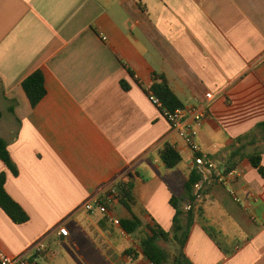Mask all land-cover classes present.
<instances>
[{"label": "crops", "instance_id": "0c3cea01", "mask_svg": "<svg viewBox=\"0 0 264 264\" xmlns=\"http://www.w3.org/2000/svg\"><path fill=\"white\" fill-rule=\"evenodd\" d=\"M37 71L46 96L32 107L23 82ZM160 75L183 107L211 94L197 141L236 174L204 192L186 256L264 264V177L250 162L261 154L264 168V0H0V138L17 171L0 159V175L28 216L16 224L0 207L6 254L46 240L33 264H151L140 238L171 231L173 197L188 211L194 161L148 96ZM171 144L182 157L172 169L160 156ZM130 177L131 210L115 198L108 213L84 209ZM133 216L135 235L114 222Z\"/></svg>", "mask_w": 264, "mask_h": 264}, {"label": "trees", "instance_id": "16d2710c", "mask_svg": "<svg viewBox=\"0 0 264 264\" xmlns=\"http://www.w3.org/2000/svg\"><path fill=\"white\" fill-rule=\"evenodd\" d=\"M23 89L31 103L32 107H36L46 96L45 79L41 71H37L29 76L23 82ZM153 94L161 101L164 108L169 111H175L183 108L178 97L171 90L165 76L160 75L154 78V84L151 87ZM264 130V123L258 126ZM164 164L172 169L178 166L182 157L178 150L167 145L160 153ZM0 159L8 166V168L17 174V171L11 161L8 152V142L0 138ZM261 154H254L250 157L252 166L257 169L264 177V168L261 165ZM200 176L197 172L192 171L189 182L186 184V195L190 202V210L185 211L178 205L179 201L176 197L171 200V205L175 210L172 229L170 232H165L160 227H149V233L144 234L140 238V250L144 257L151 264H193L186 256L184 249L188 241L189 233L192 225L197 221V216H203V207L201 201H198L194 196V186L200 181ZM6 175H0V207L16 224H24L28 221V216L24 210L8 195L5 190ZM116 190L115 199H117L126 209L131 210L136 204L134 197V181L130 177L127 180L120 182L114 186ZM209 188H206L207 191ZM204 191V192H205ZM112 191L109 192V195ZM205 197V196H204ZM203 202V200H202ZM107 207H110L107 204ZM120 225L126 234L135 235L143 227V222L140 218L133 216L131 219L120 221ZM161 242L175 243L177 250L172 253L163 248ZM132 260H137L138 254L134 250H129L126 253ZM29 264H33L32 261Z\"/></svg>", "mask_w": 264, "mask_h": 264}, {"label": "built area", "instance_id": "2783aa9c", "mask_svg": "<svg viewBox=\"0 0 264 264\" xmlns=\"http://www.w3.org/2000/svg\"><path fill=\"white\" fill-rule=\"evenodd\" d=\"M147 93L152 103L161 110L172 130L194 154L193 171L197 172L201 178L194 186V196L196 199L201 201L204 198L205 189L212 187L216 183L223 185L229 184L235 178L236 174L234 172L227 173L220 171L217 165L205 155L197 141L198 131L209 116L208 101L211 99V94L206 95L207 102L201 106L183 107L175 111H169L164 108L161 101L153 94L151 88ZM170 146L178 150L176 144H171ZM111 191L112 194L108 196L107 201L103 202L98 196L90 198L85 203L84 209L87 211L98 209L101 213H108L107 204L117 194L115 188ZM188 210H190V207H188ZM114 222L120 225L119 221ZM57 234L61 237H68L69 231L66 227L61 226ZM47 250L46 240L37 242L25 254L19 257H11L0 248V264H29L32 258L47 252Z\"/></svg>", "mask_w": 264, "mask_h": 264}, {"label": "rangeland", "instance_id": "374dc122", "mask_svg": "<svg viewBox=\"0 0 264 264\" xmlns=\"http://www.w3.org/2000/svg\"><path fill=\"white\" fill-rule=\"evenodd\" d=\"M160 245L163 247V248H165V249H167V250H169L170 252H172V253H174L176 250H177V246H176V244L175 243H165V242H161L160 243Z\"/></svg>", "mask_w": 264, "mask_h": 264}]
</instances>
